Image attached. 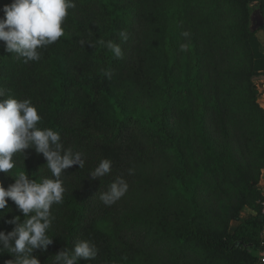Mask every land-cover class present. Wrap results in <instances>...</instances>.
Returning <instances> with one entry per match:
<instances>
[{
	"label": "trees",
	"instance_id": "trees-1",
	"mask_svg": "<svg viewBox=\"0 0 264 264\" xmlns=\"http://www.w3.org/2000/svg\"><path fill=\"white\" fill-rule=\"evenodd\" d=\"M12 2L0 0V18ZM75 3L64 36L39 61L24 63L0 41L5 98L30 100L39 126L58 131L65 148L86 160L62 176L64 202L53 205L48 231L53 243L34 255L54 264L61 250L91 240L99 254L81 264H259L250 250L264 247V109L256 85L264 78V23L254 16L264 19V0ZM99 38L120 44L122 58ZM25 155L14 156L12 174L51 178L42 154L30 148ZM102 159L112 161V172L92 179ZM118 176L129 190L107 206L99 193ZM0 181L7 188L14 178L0 173ZM8 207L0 231H12L7 221L15 216L23 220L14 202ZM12 258L4 253L0 264Z\"/></svg>",
	"mask_w": 264,
	"mask_h": 264
},
{
	"label": "clouds",
	"instance_id": "clouds-1",
	"mask_svg": "<svg viewBox=\"0 0 264 264\" xmlns=\"http://www.w3.org/2000/svg\"><path fill=\"white\" fill-rule=\"evenodd\" d=\"M75 7V0H13L4 7L5 17L0 18V41L4 42L7 52L24 63L39 61L42 49L64 36L63 25L69 10ZM183 36L188 38L190 33L185 31ZM119 39L121 43L128 41L126 30L119 32ZM80 43L82 46L88 43L95 47L86 40ZM99 44L110 51L114 58H122L120 44L103 38H99ZM180 50L188 51V45H180ZM102 71L105 76L111 77L110 71ZM5 97V91L0 89V173L14 178V183L5 188L3 181H0V220L5 217V212L12 211L8 207L9 200L22 212L23 220L15 216L7 221L14 225L13 230L0 231V255L8 253L13 257L6 264H41L34 252H46L53 243V238L48 235L54 220L52 207L64 202L66 192L61 178L74 165L83 169L86 160L82 152L65 148L58 131L39 126L42 117L30 100ZM30 148L46 159L45 165L51 178H44L37 183L24 171L12 174V170L17 167L14 156L23 154L26 159L25 150ZM111 172L112 161L102 159L88 176L102 180ZM128 174L133 175L134 169L130 168ZM128 190L125 178L118 176L106 191L99 193V197L105 205L111 206L124 197ZM98 254L99 249L94 242L80 240L73 248L54 255V264H81L82 260H95Z\"/></svg>",
	"mask_w": 264,
	"mask_h": 264
},
{
	"label": "crops",
	"instance_id": "crops-1",
	"mask_svg": "<svg viewBox=\"0 0 264 264\" xmlns=\"http://www.w3.org/2000/svg\"><path fill=\"white\" fill-rule=\"evenodd\" d=\"M260 37L263 41L264 44V32H261ZM258 91H259V96H258V103L259 105L264 109V78L260 79L256 82ZM258 186L260 188L261 191V195L264 198V169L261 172L260 178H259V182H258ZM251 254L255 257H257L259 260L264 257V247L261 249H251ZM259 264H262L261 262H259Z\"/></svg>",
	"mask_w": 264,
	"mask_h": 264
},
{
	"label": "built area",
	"instance_id": "built-area-1",
	"mask_svg": "<svg viewBox=\"0 0 264 264\" xmlns=\"http://www.w3.org/2000/svg\"><path fill=\"white\" fill-rule=\"evenodd\" d=\"M261 206H262L261 213H262V215L264 216V198L261 200ZM260 236H261L262 244H264V225H263V228H262V230H261ZM262 261H264V257H262V258L260 259V262H261V263H262Z\"/></svg>",
	"mask_w": 264,
	"mask_h": 264
},
{
	"label": "water",
	"instance_id": "water-1",
	"mask_svg": "<svg viewBox=\"0 0 264 264\" xmlns=\"http://www.w3.org/2000/svg\"><path fill=\"white\" fill-rule=\"evenodd\" d=\"M258 20L257 22V26H260L264 23V19L261 17V15L259 14V12H256L255 16H254V21Z\"/></svg>",
	"mask_w": 264,
	"mask_h": 264
},
{
	"label": "rangeland",
	"instance_id": "rangeland-1",
	"mask_svg": "<svg viewBox=\"0 0 264 264\" xmlns=\"http://www.w3.org/2000/svg\"><path fill=\"white\" fill-rule=\"evenodd\" d=\"M258 20H255L254 23L257 24ZM103 232L109 233V230L107 228L103 229ZM138 264H145L144 262H139Z\"/></svg>",
	"mask_w": 264,
	"mask_h": 264
}]
</instances>
